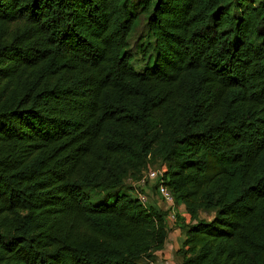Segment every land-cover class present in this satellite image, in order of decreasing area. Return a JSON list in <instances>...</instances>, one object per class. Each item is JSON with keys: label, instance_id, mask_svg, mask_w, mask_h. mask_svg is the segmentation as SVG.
I'll return each mask as SVG.
<instances>
[{"label": "trees", "instance_id": "obj_1", "mask_svg": "<svg viewBox=\"0 0 264 264\" xmlns=\"http://www.w3.org/2000/svg\"><path fill=\"white\" fill-rule=\"evenodd\" d=\"M129 1L0 0V264L154 261L155 160L180 264H264V0H138L141 70Z\"/></svg>", "mask_w": 264, "mask_h": 264}, {"label": "rangeland", "instance_id": "obj_2", "mask_svg": "<svg viewBox=\"0 0 264 264\" xmlns=\"http://www.w3.org/2000/svg\"><path fill=\"white\" fill-rule=\"evenodd\" d=\"M129 2L131 7H133L134 11L138 13L135 27L129 38V52L131 54L132 63L135 66V68L141 70L146 65H151L154 62V51L151 45H149L148 43V41L150 40L146 27V21L148 15L142 12L138 0H130ZM155 169H162L165 171L167 169V164L162 160H155L153 162H150L145 170V173ZM134 182L135 181L129 178L126 181V186L130 189L132 188V185L134 186ZM155 185L156 183L154 182L153 183L147 182L145 185L146 186L145 191L147 192L148 188L149 189L150 188L154 189V187L156 188ZM131 191L133 190L131 189ZM169 224L170 226H174V223H169Z\"/></svg>", "mask_w": 264, "mask_h": 264}, {"label": "crops", "instance_id": "obj_3", "mask_svg": "<svg viewBox=\"0 0 264 264\" xmlns=\"http://www.w3.org/2000/svg\"><path fill=\"white\" fill-rule=\"evenodd\" d=\"M147 193L149 195V202L152 205L162 209L168 208L167 203L157 195L156 189L148 188ZM178 211L186 222L190 221V215L187 213L184 204L178 206ZM185 238V230L180 226L174 225L169 232L165 250L160 252L156 259L149 264H180L182 257L178 254V250L181 248Z\"/></svg>", "mask_w": 264, "mask_h": 264}, {"label": "built area", "instance_id": "obj_4", "mask_svg": "<svg viewBox=\"0 0 264 264\" xmlns=\"http://www.w3.org/2000/svg\"><path fill=\"white\" fill-rule=\"evenodd\" d=\"M165 171L162 169L150 170L148 172H144L142 177L134 182V189L131 191L135 196L139 198V200L146 204L149 201V195L145 191L147 182H154L157 184L156 192L157 195L162 198L168 205L167 209H170L171 212L168 216L169 223H175L177 219V211L175 206L174 195L169 189V187L164 183V173ZM144 190H143V189Z\"/></svg>", "mask_w": 264, "mask_h": 264}]
</instances>
